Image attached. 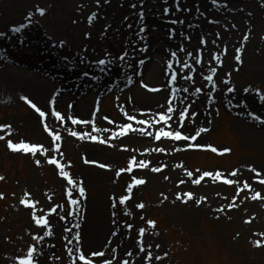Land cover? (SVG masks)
<instances>
[{"label": "bare ground", "instance_id": "1", "mask_svg": "<svg viewBox=\"0 0 264 264\" xmlns=\"http://www.w3.org/2000/svg\"><path fill=\"white\" fill-rule=\"evenodd\" d=\"M69 1L71 6L67 16H72L73 22L79 24L80 28L77 35L63 32V48L58 47L59 44L56 48H52L53 34L46 32L41 20L36 18L28 7L19 6L13 16L14 19L24 18L23 14L27 13L26 18L22 19V23L19 25L25 26L26 30L19 37L12 33L9 25L7 26L9 21L5 16L8 13L6 12L8 8L4 7L3 2L0 1V33L6 34L5 37H0V105L12 106L22 102L27 103L25 97L39 105L48 113L46 122L49 127L57 131L62 139L67 141L70 149L80 152L79 157H83V163L90 168H98L97 163L107 160L115 161L118 164L126 161L128 163L133 157L137 161L150 159L151 164L144 171L147 170V173L150 171L146 177L156 186L172 188V182L169 183V179L178 177L180 181H185L184 187H193L190 182L192 179L175 164L176 157L182 153L185 142L162 141L165 153L157 155L152 151L156 146L152 137L139 133H129L126 138L118 137L111 141L115 147L108 143L102 145L93 142L87 137L83 140L72 137L51 114L50 100L56 92H60V95L56 96V110L65 115L67 126L76 131L91 132L97 138L110 140L111 136L116 133L117 126L125 122L133 123L134 127H140L134 121H128L124 112L127 111L137 119L151 120L153 113L164 111L162 105H165L167 98L169 101L172 100L171 104L177 112L181 108L191 105L189 116L192 112L199 113L194 124L186 123L188 120H185L184 131L196 134V130L199 128L211 127L215 119L214 112L211 111L212 107H227L232 113L237 114V118H234L232 122V129L238 136H241L244 141H252L264 149V124H259V121L253 118L259 116L260 119H264V103H261L254 95L251 85H238V76L234 75L232 70L234 66L239 67L237 63V65L235 64L232 51L242 49L244 59L248 62L242 72L252 74L254 86L260 84L262 88L264 87V0H218V5H213L211 0H110V2L100 0L99 4H97V0ZM49 2L50 0H27L26 5L35 3L41 6L38 8L45 9L51 23H56L57 20L62 22L63 18H57L56 12ZM80 2L83 4L79 7ZM177 2L179 7H177ZM224 3H227V7L223 6ZM133 4L136 5L135 8L132 7ZM164 8L170 9L169 16L161 12ZM140 12L144 13L143 19L138 16ZM93 13L97 14L96 18L93 20V25L88 27L84 17ZM30 14H32V20L27 19ZM212 20L218 21V23H211ZM173 21L180 22L173 23ZM5 23H7V27H5ZM106 28L107 32L105 33ZM141 28H145L146 31H141ZM2 29H4L3 32ZM84 32L90 33L91 39L84 40L82 38ZM189 36L191 39H186ZM200 38H206L207 45H202L199 41ZM213 40L216 41L215 44L212 43ZM142 44L147 47V52L140 51L145 47ZM84 49L87 51L85 52ZM125 52L128 53V56L124 60H120L119 57ZM173 52L176 55H172ZM197 56H199V62L193 63ZM65 57L68 59L66 60ZM97 59L111 60L112 63L108 65L111 70L101 72L100 66L96 63ZM142 59L146 62L141 67L139 61ZM215 60L217 61L214 66ZM218 62H222L220 68L217 66ZM213 69H215L214 73ZM85 72H88L89 75L85 76ZM141 72L142 75H140ZM208 72L215 78L211 83L204 77V74ZM173 73L177 75L175 86L171 81L166 80V77ZM229 73H231L230 76ZM185 75L191 79L185 80L183 78ZM230 78V85L237 84L233 94L225 92V86ZM127 80L130 82L129 85ZM141 81L149 87L157 86L163 90L149 92L141 86ZM180 86L187 87L189 91H177L176 89ZM212 87L217 90L216 94H211ZM172 89H174L173 94ZM245 89H249L247 94H245ZM107 96L114 98L119 112H121V117L118 116V120L112 124L103 119L102 113L98 115L93 113L97 101H102ZM241 101H244L247 107L241 105ZM69 104L73 107L69 108ZM237 104L240 105L238 113L236 109L231 108L232 105ZM145 113L148 115L145 116ZM68 116L94 119L95 127H107L111 129V132H92V124L87 126L71 125L67 120ZM18 120L14 122L16 127L20 126L18 128L42 142L48 152L53 151L52 138L43 127L42 122L45 119L31 111ZM8 125L11 126V123H1L0 133L8 130ZM159 126L161 125L156 127ZM143 127L148 128V125ZM148 130L154 134L156 128H148ZM203 139L204 134L199 141H203ZM124 147L128 150L125 151ZM137 148L146 151V153H134L132 149ZM177 148L181 150L176 151ZM113 150L119 154L117 158L110 155ZM89 158L97 163L86 162L89 161ZM157 160L166 161L165 170L167 173L165 175L161 174L162 171L157 173L151 170L156 167ZM43 166L46 167L47 164ZM51 169L53 175L56 176L58 170L55 167H51ZM246 171L247 165L240 163L237 167V176L244 175ZM139 173L141 172H137V174ZM260 173L264 175L262 170ZM75 174L83 177L86 188L96 187L98 191L84 201L80 199L82 207L80 211L77 208L69 215L66 212L61 221L56 216L51 219L49 226L53 233L51 241L53 243L70 242L68 235L72 237V234H68L64 228L71 222L79 223L80 227H75L76 231L73 236L76 235V232H80L82 240L80 245H76L74 241L68 243V248L72 250V253L76 249L101 247L106 256L110 255L114 264H117L121 252L123 249H127V253L129 251L133 253L132 256L125 254L129 264H140V258L144 251H141V247L134 242L131 237L132 233H128V228H118V220L127 216L124 212L129 211L127 208L130 203L125 207L115 203V209H111L105 200V192L122 191L129 177L126 175L107 180L100 171L88 173L85 167L77 169ZM160 177L164 182L158 179ZM204 185L212 186V182L206 180ZM70 187L72 186H67L65 190L68 192ZM254 188L264 197V184H254ZM138 190L139 188L136 189V191ZM48 195L52 200L60 196L59 193L53 191ZM42 196L44 199V192ZM67 201L69 207L65 200L66 203L63 204L69 211L72 209L70 197L67 198ZM172 201L179 203L175 199ZM261 201L264 204V198ZM47 204L45 198L34 205L38 207V212H43ZM82 210L84 213H81ZM78 212H80V216L76 215ZM135 214L137 215V211L134 212ZM226 214L219 211L212 212L215 218ZM59 215H63V213L60 211ZM130 217L128 215L126 218ZM81 218L84 219L83 222ZM132 220L134 223L136 222V219L132 218ZM30 231L32 234H36V237H40L43 236L44 228L35 226ZM128 234L131 235L128 236ZM38 241L36 258L39 259V264H55L49 258L52 249L48 246L46 239L43 237V240Z\"/></svg>", "mask_w": 264, "mask_h": 264}, {"label": "rangeland", "instance_id": "2", "mask_svg": "<svg viewBox=\"0 0 264 264\" xmlns=\"http://www.w3.org/2000/svg\"><path fill=\"white\" fill-rule=\"evenodd\" d=\"M0 1L3 2L4 7L8 8L6 11L8 13L5 16L9 22L8 24L5 23V27L8 25L10 29L18 27L22 23V19L26 18L27 13L23 14L24 18L14 19L13 16L15 15L16 9L19 6L24 8L28 7L31 9L30 12L41 20V24L44 26L46 32L53 34L52 38L54 42H52V48H56L57 44L63 42V32L77 35L78 29L80 28L79 24L73 22L72 16H67L68 9L71 6L69 0H50L49 5H52V9L56 12L57 18H63L62 22L57 20L56 23H51L46 11L45 17L41 19L39 13L35 11L36 8L41 6L35 3L26 5L27 0ZM82 4L80 2L78 6L80 7ZM161 12L169 16L170 9L164 8ZM91 16L92 15L87 14L84 17V21L88 27L89 25H93V20L90 22ZM3 30L4 29H2V32ZM246 35L248 36V34ZM82 38L84 40L91 39V34L84 32L82 33ZM199 41L202 43L201 38ZM142 45L145 46L144 44ZM234 50L232 51L233 57L234 55L240 56V54H242L240 51L235 53ZM99 60L100 59L96 60L97 64ZM259 60H261V57H259ZM216 61L217 60L214 61V66L216 65ZM251 62L253 63V61ZM242 63L243 65H241L239 71L234 73V75L236 74L238 76L237 83L240 86L251 85L254 90V95L259 100L256 92H264V87L262 88L260 84L254 86L252 74H245V71L242 72L244 67L248 64L244 59V55ZM220 64L218 63V66ZM235 67L237 69V66L233 68ZM110 70L111 67L108 66L106 71L109 72ZM209 74L210 72L207 74L205 73L204 77L206 78ZM127 84H130L128 80ZM236 86V83L231 86L226 85L225 92L232 93L228 91L227 87L236 89ZM210 91L212 95L217 93L214 87H212ZM247 93L248 92L245 91V94ZM241 105L244 106L245 102L241 101ZM98 106L100 109L98 113H102L108 120L116 121V118L120 115L119 109L116 108V102L112 96H107L101 102L99 101ZM239 107L240 105L238 106L237 104L232 105L231 108L236 109L238 113ZM216 109H218V113ZM93 110L95 113V108ZM211 111L214 112V123L209 127L210 131H207V133L202 132L204 134V139L203 141L200 140V144L196 145V147L200 149H186L176 157V167L184 170L186 176H188L187 173L191 171L193 175L189 178L192 180L199 177L201 173L205 171H219L221 176L224 175V179H232L236 181V183L225 184L223 180L213 181L208 177V181H213L212 186H203L204 183H200V185L192 183L193 187L187 188L184 187L178 177H174L172 180L169 179V183L172 182V188L170 186L168 188L167 186L163 187L153 184L152 181L146 177L148 173L150 174V171L148 173L147 170L143 172L140 171L141 173L139 174L133 172V175L126 181L127 185L134 180L133 178L143 179L145 183L138 186L139 190L135 191L136 193L133 194V199L127 208L131 213V217L126 218L127 215L120 218L118 220V228H128V233H132V235L128 234V236L131 235L134 242L138 245L143 240L142 238L145 234L142 245H139L144 249V253L140 258V264H264V204L261 201L264 197L260 196V198L256 200H252L251 198L255 192H258L252 190L253 183H259L261 179H264V175L260 174L257 176L256 173L251 171L252 168H255L257 172L262 170L264 173V149L252 141H244L242 137L238 136L232 129V122L234 118H237V114L235 115L232 113L229 108L222 106L218 108L212 107ZM29 113H31V110L24 102L12 106L0 105V124L5 122L11 123L10 129L0 133V136L4 137V139H0V176L4 177V180H0V194L3 195V199H0V264H20V260L27 261L29 259L27 252L32 246L37 247L39 242L38 239H34L36 234H32L30 231L33 227H38L36 217H39L41 220H48V217L56 215L61 221V218L64 217L66 212L68 215L74 212L73 209L68 211L63 204L66 203L64 200L66 201V198H69L68 192L65 190L68 186V181L65 179V176L62 173H58V171L56 176L53 175V170L50 167L52 165L49 164V166L47 163L48 158L58 156V161H62V163L67 166V169L64 171L71 175L74 180H83V182V177L75 174V171L80 167H85L88 173L100 171L105 175V179L108 180L109 178L119 177L121 169H127L128 165H131V162L127 163V161L117 164L115 161L109 162L107 160L99 162L105 165L108 163V169H105L106 167L90 168L83 163V157H79L80 152L78 153V151L70 149L67 141H63V145L54 143L55 150L56 147L61 145L59 154L53 152L44 156L39 152L37 153L39 156L34 157L31 155L24 156L21 153H12L7 147L8 140H11L13 143L23 141L34 145H40V142L37 141L36 138L23 131V129L18 128L20 126H15L16 124L14 122H17L18 118H23ZM215 124L216 126L214 127ZM259 124L262 123L259 122ZM207 145H214L219 150L229 149L231 151L225 156L217 157L211 151L206 150ZM158 146L163 147L161 143L154 148ZM186 146L187 145H185V147ZM114 151L116 150L111 151L110 155L113 158H117L119 154ZM144 152L146 153V151L138 148L134 151V153L137 154H142ZM153 153L158 155L165 152L153 151ZM111 156H109L110 159H112ZM42 158L45 159V162L38 166L35 161ZM90 159L92 158L88 160L91 161ZM144 161L151 162L148 158ZM240 163H245L247 165V171L244 175L232 177L230 174L236 171ZM44 164H47V166L44 167ZM97 164L99 165V163ZM155 166H159V168L163 170L161 173L162 175L167 173V170H165V160H157ZM158 179L164 182L162 177ZM245 182L249 185L248 188L244 187ZM84 187L86 189L87 198L98 191L96 187L86 188L85 182ZM241 189H243V191H241ZM52 191L60 194L55 200H52L48 195ZM72 191L74 196L70 199L77 198L78 196L75 195L76 189L74 188ZM43 192L45 196L44 199L46 198V202L48 203L43 211L44 213L38 212L37 206L32 208L21 203L23 200H27L28 204L39 203L44 200L42 196ZM187 192H192L194 194V200H189V202L185 204L182 200L176 199L178 195L186 199L187 197L185 194ZM105 193V200L108 202L109 208L111 209L113 206V197L116 198V203L122 195H126L124 189L119 192ZM171 197L179 201V203L173 202ZM201 197L204 198L203 202L199 204L196 203ZM140 203L145 204L144 209L136 207V205ZM230 205L232 206L229 207ZM67 206L69 207L68 202ZM74 206L75 205H72V207ZM81 208L80 205L78 211H80ZM218 208H223L224 211L221 213L227 214L215 218L212 212L217 211ZM60 211L63 215H59ZM136 211L137 215H134ZM81 213H84V211L82 210ZM132 218L136 219L135 223ZM83 220L84 219L81 218L82 222ZM148 221H155L156 227L152 228ZM44 227L43 237L45 239L47 238L46 242H48V246L52 249L49 257L50 260L55 264H69V258L66 259L64 257V253L68 248V243L74 241L76 245H80L82 240L80 232H76V234H80L79 241L73 236L76 231V223L71 222L64 228L68 234H72V237L68 235L70 242L59 241L60 243H53L48 235L49 226ZM69 228L72 229L71 232H68ZM141 229L144 230L143 235H140ZM257 241H259V245ZM157 245L160 247L157 248ZM100 250H102L101 247L83 249L86 254ZM74 251V253H70L71 260H73V256L78 255L81 250L76 249ZM126 253L127 249H123L117 264H123V261L127 260L125 256ZM148 256L152 257L151 261L146 258ZM159 256H164L165 258L157 259ZM31 259L33 264L36 263V255ZM120 261L121 263H119ZM80 264L82 263L80 262Z\"/></svg>", "mask_w": 264, "mask_h": 264}, {"label": "snow or ice", "instance_id": "3", "mask_svg": "<svg viewBox=\"0 0 264 264\" xmlns=\"http://www.w3.org/2000/svg\"><path fill=\"white\" fill-rule=\"evenodd\" d=\"M108 2H110V0H108ZM99 3H100V0H97V4H99ZM211 3L213 5H218V0H211ZM223 6L227 7V3H224ZM132 7L135 8L136 5L133 4ZM177 7H179L178 2H177ZM166 11H167V9H166ZM189 11H191V10L189 9ZM38 13H39L40 16H44L45 9L38 8ZM96 15H97L96 13L92 14V16L90 17V22H91V20H94L96 18ZM138 16H139L140 19H143L144 18V13L140 12V13H138ZM27 19L32 20V14H30ZM179 22L180 21H173V23H179ZM210 22L211 23H218V21H215V20H212ZM128 26L131 27V25H128ZM233 27H235V25H233ZM25 30H26L25 26H18V27H14V28L10 29V31L12 33L17 34L18 37L21 36L24 33ZM141 31H146V29L145 28H141ZM106 32H107V29H105V33ZM5 35H6L5 33H0V37H5ZM217 35H219V34H217ZM186 39L190 40L191 37L190 36L186 37ZM201 41H202V43H205V44L207 43V41L204 38H201ZM212 43L215 44L216 41L213 40ZM58 47L63 48L64 47V43H60L58 45ZM84 51L86 52L87 49H84ZM140 51L147 52V47L145 46V47L141 48ZM237 51L238 52L242 51V49H238ZM108 55L110 56L111 54L109 53ZM172 55H176V53L173 52ZM127 56H128V53L125 52L123 55H121L119 57V59L120 60H124ZM65 59L67 60L68 58L65 57ZM236 59L240 60V56H236ZM145 62L146 61L143 60V59L140 60L139 61L140 66L142 67ZM198 62H199V56H197L196 60H194L193 63H198ZM111 63H112V61L108 60V59L99 60L98 61V66H100V71L101 72L105 71L107 69V66L109 64H111ZM181 67H184V65H181ZM212 71L214 73L215 69H213ZM142 74L143 73L141 72L140 75H142ZM84 75L87 76V75H89V73L85 72ZM228 75L230 76L231 73H229ZM183 78L185 80H190L191 79V77H189L187 75H185ZM206 79L209 80V81H212L213 80V76L209 75V76L206 77ZM166 80L171 81L173 86H175L176 83H177V75L175 73H173L171 76L166 77ZM228 83L230 84L231 82L228 81ZM141 86L146 88L149 92H160V91L163 90L162 88L157 87V86L149 87L147 84H144L143 81H141ZM176 90L177 91H183V92H188L189 91V89L187 87H184V86H180ZM197 91H199V89H197ZM228 91L229 92H234L235 89L232 88V87H229ZM245 91L248 92L249 89H245ZM59 95H60V92L58 91V92H56L55 96L50 100L51 114L56 118L57 121L60 122L61 126L64 127V130L68 133V135H70L72 137H76V138H78L80 140H83V139H85L87 137L88 139H90L93 142H98V143H100L102 145L108 143L110 146L115 147L114 144H111V141L116 140L118 137L122 138L124 136H127L129 133H139L140 135H145V136L152 137V139L154 141L158 142V143L161 142V141H168V142H181V141H184V142H188L190 140L194 141L199 136L200 133L206 132V131H210V128H199V129L196 130V134L195 135H193L191 133H188L186 131H182V129H185V119L187 118L189 124H194L195 123V118H196L197 115H199V113L198 112H192V114L189 116L188 112H189V109L191 108V105H187L186 107L181 108L180 111L177 112L176 108L172 106L171 101H169L166 98L165 105H162V107H164V111L160 112V113H153L151 120L144 119V118L137 119L135 116L130 115L127 111L124 112V115L127 117L128 121H134L135 124L139 125L140 127H134L133 123H124V124L120 125V130L118 132H116L114 135H112L110 140H106L105 138H99L98 139L97 136L93 135L91 132L83 131V130L76 131L72 127L67 126V124L65 123V115H62L61 112L56 110V96H59ZM256 95L259 97L260 102L264 103V92L257 91ZM24 99L26 100L27 103L30 104V106L32 108L35 109L36 112L39 113L40 117L45 118V121L42 122L43 123V127H44L45 131L48 133V135L52 138V141L53 142L61 141V139H62L61 135L57 131H55L52 128H50L49 124L46 122L48 113L45 112V111H42L41 108L37 107V105L35 103H32L31 100H28L27 97H25ZM185 104H187V102H185ZM98 105H99V102H97V107L95 108V113H98L100 111ZM72 107L73 106L71 104H69V108H72ZM245 107H247V105H245ZM216 111L218 113V109H216ZM95 113H94V115H95ZM147 115L148 114L145 113V116H147ZM253 118L255 120L259 121L260 123L264 124V120H260L259 116H255ZM103 119H108V118L105 116V117H103ZM67 120L70 121L71 125H85V126H87L89 124H92L93 130L96 133H108V132H111V129L107 128V127H103V128L95 127V120L94 119L93 120H88V119L77 118V117H74V116H68ZM108 122H109V124L114 123L111 120H109ZM209 123H211V120H209ZM146 124L148 125V128H153V127L156 128V131H155L154 134H153L152 131H149L148 128L143 127ZM157 125H161V126L156 127ZM173 125H175V126H173ZM0 127H2V126H0ZM7 127L9 129L11 128L10 125H8ZM0 139H4V137L0 136ZM188 146L191 147L192 145H188ZM7 147L13 152L31 153L34 156L38 152H41L44 156L48 155V149L45 148L43 145L37 146V145H34L32 143L23 142V141H20L18 143H13L11 140H8ZM56 150L58 151V149H56ZM124 150L127 151L128 149L125 148ZM180 150H181L180 148L176 149V151H180ZM132 151H135V149H132ZM152 151H159V152L163 153V152H165V148L158 146L157 148L152 149ZM212 151L215 152L216 148H212ZM86 162L97 163L95 161H86ZM35 163L39 166L41 164V161L39 159H37L35 161ZM47 163L48 164H52V165H57V167H59V169H60V172L67 179L68 184L70 186H72V187H75V189L77 190L75 195H78L79 197L86 198L87 193H86V189L84 187L83 180L76 181V180L72 179V177L67 172L64 171L65 165L60 164L57 161V159H55V158H48L47 159ZM131 165H133V166L139 165L142 168L148 166V164L144 160L137 161V159L135 157H133L131 159ZM98 166L101 167V168L109 167L108 165H105L103 163H99ZM131 170H132L131 168L121 169V172H123V171H131ZM151 170L153 172H160L161 168L154 167ZM197 171H199V170H197ZM251 171L256 173L257 176H259L261 174L260 172H257V170L255 168H252ZM187 175H188V177H192L193 173L191 171H189L187 173ZM230 175L232 177H235L237 175V172L233 171ZM204 177H210L212 180H219L220 177H221V173L220 172H215V174H214L213 172L205 171V172L202 173L201 176L191 180L190 182L195 184V185H200L201 180ZM133 179H134V184L132 185V187H135V185H142V184L145 183V180H143V179H135V178H133ZM0 180H4V177L0 176ZM223 182L225 184L236 183V181H234L232 179H225ZM181 183L183 184V183H185V181L182 180ZM259 183L260 184H264V179H261L259 181ZM72 187H70L69 190H68V196L69 197H73V195H74V193L72 191ZM132 187H129L127 189V192L129 193V195H125V196L121 197L119 203L125 204L129 199H131V195L130 194H131V191H132ZM244 187L245 188L249 187L247 182H245ZM241 191H243V189H241ZM185 195L187 197L186 199L182 198L179 195L176 197V199L182 200V202L185 203V204H187L189 202V200H194V194L192 192H187ZM251 198H252V200H256V199L260 198V192H255V194ZM0 199H3V195L2 194H0ZM112 199H113V202H114L113 203V207H115L116 206V204H115L116 198L113 197ZM203 199L204 198L201 197V199L199 201H196V203H198V204L202 203ZM21 203L25 204L28 207H32V208L35 207L34 204H28L27 200H23V201H21ZM71 203H72V205L79 206L81 204V201H80V199L72 198L71 199ZM231 206L232 205H230L229 207H231ZM136 207H138L140 209H144L145 208V204L140 203V204L136 205ZM217 211L223 212L224 209L223 208H218ZM76 215H79V213H76ZM125 215H131V213L125 212ZM61 219H63V218H61ZM36 223L38 225H44V226L48 225L47 219L41 220L39 217H36ZM148 223L151 224L152 228L156 227V222L155 221H148ZM76 227L79 228L80 224L77 223ZM68 231L71 232L72 229L69 228ZM143 233H144V230L141 229L140 230V235H143ZM52 234L53 233H52L51 229L49 228L48 229V235L51 236ZM34 239L43 240V236L34 237ZM75 239L77 241L80 240V234L79 233H77L75 235ZM257 244L259 245V241H257ZM159 247L160 246L157 245V248H159ZM140 250L143 251L144 250L143 247H141ZM69 251L72 252L71 249ZM36 254H37V249H36L35 246H32L30 248V250L27 252V256L29 257V259L27 261L20 260V264H33V261H32L31 258L34 255H36ZM132 254L133 253L131 251H129L127 253L128 256H132ZM92 258H97V259L93 260ZM146 258L148 260H150V261L152 259L151 256H148ZM164 258H165L164 256L157 257V259H164ZM81 261L83 262V264H101V262H102V264H114L113 260L111 259V256L110 255L106 256L105 252L102 251V250L89 252L87 254L83 250H81L78 255L73 256V264H80ZM36 264H39V259L36 260ZM123 264H129V261L128 260H124Z\"/></svg>", "mask_w": 264, "mask_h": 264}]
</instances>
